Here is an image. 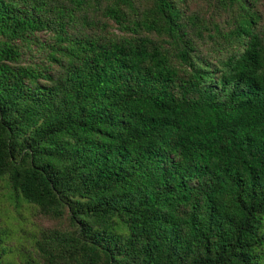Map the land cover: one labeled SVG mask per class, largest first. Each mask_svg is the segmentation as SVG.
Here are the masks:
<instances>
[{
  "label": "trees",
  "instance_id": "16d2710c",
  "mask_svg": "<svg viewBox=\"0 0 264 264\" xmlns=\"http://www.w3.org/2000/svg\"><path fill=\"white\" fill-rule=\"evenodd\" d=\"M0 264H264V0H0Z\"/></svg>",
  "mask_w": 264,
  "mask_h": 264
},
{
  "label": "rangeland",
  "instance_id": "374dc122",
  "mask_svg": "<svg viewBox=\"0 0 264 264\" xmlns=\"http://www.w3.org/2000/svg\"><path fill=\"white\" fill-rule=\"evenodd\" d=\"M2 205H3V206H5V204H4V203H2ZM38 220H39V219H38ZM38 220H37V221H38ZM39 221H40V220H39ZM40 222L46 223L44 220H43V221H40ZM49 222H50V221H49ZM25 223H26V225H27V224L29 223V221H28V222H27V221H25ZM53 223H54V222H53ZM26 225H25V226H26ZM29 226H30V223H29Z\"/></svg>",
  "mask_w": 264,
  "mask_h": 264
}]
</instances>
